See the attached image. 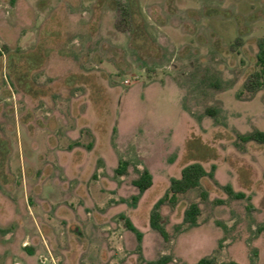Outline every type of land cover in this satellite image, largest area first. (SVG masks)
I'll list each match as a JSON object with an SVG mask.
<instances>
[{
  "label": "rangeland",
  "instance_id": "1",
  "mask_svg": "<svg viewBox=\"0 0 264 264\" xmlns=\"http://www.w3.org/2000/svg\"><path fill=\"white\" fill-rule=\"evenodd\" d=\"M115 1L0 0V264H264V143L243 138L264 131V0H138L136 37ZM194 162L213 177L171 198Z\"/></svg>",
  "mask_w": 264,
  "mask_h": 264
},
{
  "label": "trees",
  "instance_id": "2",
  "mask_svg": "<svg viewBox=\"0 0 264 264\" xmlns=\"http://www.w3.org/2000/svg\"><path fill=\"white\" fill-rule=\"evenodd\" d=\"M112 7L120 10L125 17L131 20L132 24L134 25V29H133L134 37H136V35L139 34V33L137 34V32H139L138 30L140 26V24L138 23L140 22V18H141V12H140L138 0H128V3L122 5V7L119 5V1H115ZM96 13L98 12L96 11ZM65 21L66 20L64 18L61 19L59 17L56 22L55 20L50 19L45 24L44 29L52 30V31L56 29L58 31V36L62 37L65 33V28H66ZM49 28H54V29H49ZM51 37L52 36H49L48 34L44 35V37H42V41H41L42 45H40V47L42 48L43 44L44 45L51 44V42L49 41ZM8 50L9 49L7 47H4L3 49L0 48V61L3 59L4 53L7 52ZM40 55H42L43 63L46 64L48 60V55L43 50L40 53ZM258 60L264 65V55H259ZM15 61L18 63L16 78L22 84L26 85L25 88L26 93L31 97H34L36 93H39L41 91L42 93H44L45 96H47L46 92L49 91V87H47L46 89L38 87L35 83L34 78L33 80H29V82L26 83L23 73L19 71L20 59L16 58ZM36 65H38V63ZM35 68L38 67L35 66ZM243 138L253 139L258 142L264 143V131L256 129L252 131L249 135L244 136ZM2 146H3L2 142L0 141V149ZM1 151H3V149H1ZM128 165L129 163L126 160L119 161V164L116 168V173L119 175L125 174L127 172ZM207 177H213V172L208 171L203 164L199 162H194L187 165L182 169L180 176L173 177L170 180V192L172 193L171 198H175L177 194L185 193L193 188L199 187L202 184L203 180L206 179ZM133 183L139 188L141 192H143L153 184V175L148 169H144L141 172L140 176L133 181ZM226 189L230 194L233 193V189L230 185H227ZM236 196L238 198H241L244 195L243 193L239 192L236 193ZM203 197H207L206 193H203ZM199 213H200V207L196 203H192L186 211V221L192 224L196 223ZM127 223L128 226L137 233L138 238L141 240L142 234L139 231H137V229L134 226H132V224L129 221ZM151 225L153 228L157 229L164 237H167L166 231L160 223V214L157 210H154V212L151 215ZM168 262H170V257L163 256L159 259L149 261L148 264H167ZM198 264H213V263L211 260L207 258H203L198 261ZM222 264H238V263L235 261H231L229 263H222Z\"/></svg>",
  "mask_w": 264,
  "mask_h": 264
},
{
  "label": "flooded vegetation",
  "instance_id": "3",
  "mask_svg": "<svg viewBox=\"0 0 264 264\" xmlns=\"http://www.w3.org/2000/svg\"><path fill=\"white\" fill-rule=\"evenodd\" d=\"M121 161V160H120ZM116 170V169H115ZM121 175H123V174H121ZM137 179V178H136ZM135 180V179H134ZM133 180V181H134ZM83 183L85 182V180L84 179H82L81 180ZM134 184V183H133ZM135 185V184H134ZM136 186V185H135ZM137 187V186H136ZM151 187V186H150ZM149 187V188H150ZM138 188V187H137ZM139 189V188H138ZM147 190V189H146ZM145 190V191H146ZM144 192V191H143ZM79 195H81L83 198H84V200L86 199L87 201H90V195H89V193L87 192V190L85 191V193H84V195L83 194H79ZM89 205V204H88ZM66 207H62L63 208V211H65V212H71L70 213V215L71 216H74V218H75V215H73V214H75V210L73 209V206L70 204V205H65ZM157 206H159V205H157ZM89 207H90V205H89ZM65 208V209H64ZM73 212V213H72ZM154 212V211H153ZM152 212V213H153ZM152 215V214H151ZM151 215H150V224H151ZM121 217L124 219V221H125V224H126V227L129 229V230H131L132 232H134L136 235H137V233L134 231V230H132L129 226H128V221L132 224V226H134L136 229H137V227L135 226V224L133 223V221L129 218V216L128 215H125V214H122L121 215ZM152 226V225H151ZM153 228V227H152ZM155 229V228H154ZM137 231H139L138 229H137ZM141 233V232H140ZM142 234V233H141ZM77 235H78V233H77ZM137 237H138V235H137ZM86 239V238H85ZM142 239V238H141Z\"/></svg>",
  "mask_w": 264,
  "mask_h": 264
}]
</instances>
